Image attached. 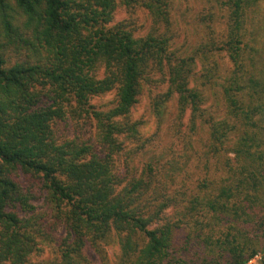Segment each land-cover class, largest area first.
I'll list each match as a JSON object with an SVG mask.
<instances>
[{"label": "trees", "instance_id": "1", "mask_svg": "<svg viewBox=\"0 0 264 264\" xmlns=\"http://www.w3.org/2000/svg\"><path fill=\"white\" fill-rule=\"evenodd\" d=\"M263 2L0 0V264L254 258L264 243ZM203 3L219 8L194 11ZM125 7L150 18L146 35L116 20ZM192 16L204 35L188 48L175 24ZM225 52L231 65L220 70ZM147 88L159 122L172 104L210 127L204 152H191V138L178 157L140 139L131 114ZM73 105L95 122L92 143L54 139L52 122ZM19 171L43 183L46 217L19 209Z\"/></svg>", "mask_w": 264, "mask_h": 264}, {"label": "rangeland", "instance_id": "2", "mask_svg": "<svg viewBox=\"0 0 264 264\" xmlns=\"http://www.w3.org/2000/svg\"><path fill=\"white\" fill-rule=\"evenodd\" d=\"M213 6L219 8L216 3ZM213 6H209L203 3L202 5H196L194 11L198 10L202 14L210 15L211 12L208 11L211 10V7ZM262 6L263 9L261 11V16H259L258 20H264V2L262 3ZM118 8H122V6H118ZM125 8L126 9H119L118 13L116 14V20L120 22L121 20H127L134 27H136L135 30L137 34H139L140 36L146 35L151 24L150 18L146 14L141 12L134 13L133 8L131 7ZM224 15L226 16V12ZM192 19L193 16L187 17L185 19H181L180 24H175L176 31L179 36L178 42L181 44L186 41L187 43L183 45H188V48H190V46L195 47L198 43H200L204 35V33L201 34L197 26L193 25V23L190 22V20ZM224 20H226V17ZM215 24V29L217 33H219L218 31L220 29V32H222L226 28V23H224L222 27H218V23H214V25ZM217 56L218 58H215L214 60L217 62L220 70H224L231 65L230 62H228L229 58L226 52ZM99 73L102 76L103 71H101L100 69ZM155 86L158 90L160 84H156ZM164 88L165 86L163 85V87L160 88V91L163 92ZM205 91L208 95V99L213 101L215 95H211V90H209L208 88H205ZM156 92L157 91L152 89L149 95V90L147 88V90L141 95L138 104L135 105L131 114V119L133 121L140 122V139H148L149 141H151V145L153 144L152 150L154 151L172 150L170 153H173L178 157L181 155V153H184V149L186 146H190L189 139L191 138L192 141H194L193 143H191L190 146L191 152H193L194 154V152H196L195 149H199V152H204L205 150H202L203 144L201 142L205 141L209 136L210 127L208 125L202 127L200 125L201 123L197 120L192 124V120H190L189 118V113H187L185 117L182 118V120L176 117V105L172 104L169 105V112L166 113V115L163 117V120L159 122L155 113H152V108L149 107L150 101L153 99V97L155 96L154 94ZM115 93L116 91L105 94L101 97L96 98L95 101L96 103L99 102V104L104 105L103 102L112 101V99L115 97ZM43 102L45 104H49L50 100L48 98L45 99L44 97ZM108 107H110V104L106 105L105 108ZM75 108V105H73V107L68 108L66 106V110L68 111L65 113V116L61 119H57L52 122L51 126L53 131V137L59 143L63 141H71L73 139H79L85 142L92 143L96 135L95 122L83 119L82 116L77 115V113H73ZM193 127L195 128L194 132H192ZM127 146L129 148L132 147L133 149L136 146V143H132V145H129V143H127ZM126 150H128V148ZM123 161L124 159H118V164L121 167L123 166ZM124 164L125 167L126 162H124ZM14 180L16 181L19 188V193L22 195L23 198V201L19 200L17 205L19 209L23 211L24 215H26V217L29 215H41L42 218L44 215L46 217L48 210L46 206V190L44 188L43 183L37 177L33 176L32 174H27L23 171L17 172L14 175ZM176 206V210L180 209L179 204ZM50 221L51 220L49 218V223ZM65 235L66 232H63V236ZM113 252H111V255L114 254ZM46 257L47 260L53 259L55 255L51 250L49 251V253H47ZM263 258L264 243L260 252H258V254L255 255L254 259L251 262H248L247 264H261Z\"/></svg>", "mask_w": 264, "mask_h": 264}, {"label": "built area", "instance_id": "3", "mask_svg": "<svg viewBox=\"0 0 264 264\" xmlns=\"http://www.w3.org/2000/svg\"><path fill=\"white\" fill-rule=\"evenodd\" d=\"M253 259H254V258H252V259H251V260H249L248 262H251ZM248 262H247V263H248ZM247 263H246V264H247Z\"/></svg>", "mask_w": 264, "mask_h": 264}]
</instances>
